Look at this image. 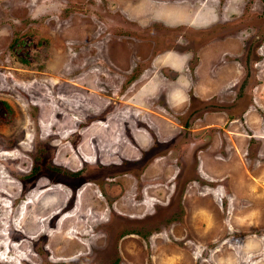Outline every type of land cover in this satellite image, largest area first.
<instances>
[{
	"label": "rangeland",
	"instance_id": "374dc122",
	"mask_svg": "<svg viewBox=\"0 0 264 264\" xmlns=\"http://www.w3.org/2000/svg\"><path fill=\"white\" fill-rule=\"evenodd\" d=\"M263 118L264 0H0V264H264Z\"/></svg>",
	"mask_w": 264,
	"mask_h": 264
},
{
	"label": "crops",
	"instance_id": "0c3cea01",
	"mask_svg": "<svg viewBox=\"0 0 264 264\" xmlns=\"http://www.w3.org/2000/svg\"><path fill=\"white\" fill-rule=\"evenodd\" d=\"M203 87V86H202ZM260 123H263V120H260ZM252 128H255L254 125H251ZM237 134V133H236ZM254 137L261 142L262 139L258 138L256 135H254Z\"/></svg>",
	"mask_w": 264,
	"mask_h": 264
},
{
	"label": "flooded vegetation",
	"instance_id": "af4514ba",
	"mask_svg": "<svg viewBox=\"0 0 264 264\" xmlns=\"http://www.w3.org/2000/svg\"><path fill=\"white\" fill-rule=\"evenodd\" d=\"M264 119V118H263ZM263 126H264V124H263ZM249 127H251V126H249ZM252 128V127H251ZM264 128V127H263ZM253 139H255V140H257L254 136H253ZM188 143V142H187ZM257 144H259V142H257Z\"/></svg>",
	"mask_w": 264,
	"mask_h": 264
},
{
	"label": "trees",
	"instance_id": "16d2710c",
	"mask_svg": "<svg viewBox=\"0 0 264 264\" xmlns=\"http://www.w3.org/2000/svg\"><path fill=\"white\" fill-rule=\"evenodd\" d=\"M1 122H5V121L1 120L0 123H1Z\"/></svg>",
	"mask_w": 264,
	"mask_h": 264
}]
</instances>
